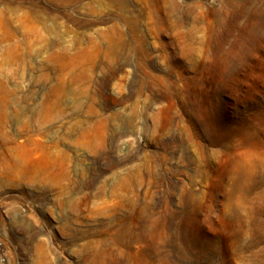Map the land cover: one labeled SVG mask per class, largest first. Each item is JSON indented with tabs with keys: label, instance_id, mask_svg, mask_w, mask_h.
Here are the masks:
<instances>
[{
	"label": "rangeland",
	"instance_id": "374dc122",
	"mask_svg": "<svg viewBox=\"0 0 264 264\" xmlns=\"http://www.w3.org/2000/svg\"><path fill=\"white\" fill-rule=\"evenodd\" d=\"M0 264H264V0H0Z\"/></svg>",
	"mask_w": 264,
	"mask_h": 264
}]
</instances>
